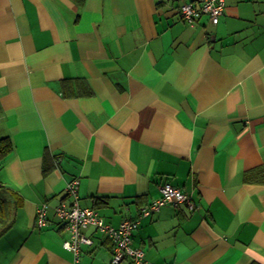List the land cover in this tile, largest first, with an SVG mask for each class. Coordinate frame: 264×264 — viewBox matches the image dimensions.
<instances>
[{
    "label": "crops",
    "instance_id": "obj_1",
    "mask_svg": "<svg viewBox=\"0 0 264 264\" xmlns=\"http://www.w3.org/2000/svg\"><path fill=\"white\" fill-rule=\"evenodd\" d=\"M190 1L0 0V264H111L92 225L78 260L63 246L74 177L112 226L164 182L190 196L139 219L144 264H264V0L193 24Z\"/></svg>",
    "mask_w": 264,
    "mask_h": 264
},
{
    "label": "built area",
    "instance_id": "obj_2",
    "mask_svg": "<svg viewBox=\"0 0 264 264\" xmlns=\"http://www.w3.org/2000/svg\"><path fill=\"white\" fill-rule=\"evenodd\" d=\"M224 5L225 0H193L181 5L180 14L185 21L193 24L198 20L200 14L206 13L210 20L216 23L223 12ZM78 182V178L74 177L66 184L64 193L68 199H62L54 208L59 218L65 222V227L69 234V238L63 242V246L74 253L76 260L79 258L80 244L89 241L82 235L81 229L92 225L98 230L107 233L112 241L111 264H118L124 258H129L132 264H144V251L131 245L132 234L139 225V219L142 216L152 214L165 204L177 206L180 203H184L189 209H194L195 207L188 194L171 183L164 182L160 186L161 195L150 203L141 206L139 217L125 219L118 226H112L104 222L95 208L81 207L79 205ZM47 210L48 206L46 203L38 206L35 215L36 226L43 227L47 224Z\"/></svg>",
    "mask_w": 264,
    "mask_h": 264
},
{
    "label": "trees",
    "instance_id": "obj_3",
    "mask_svg": "<svg viewBox=\"0 0 264 264\" xmlns=\"http://www.w3.org/2000/svg\"><path fill=\"white\" fill-rule=\"evenodd\" d=\"M11 150H12L11 140L8 137H0V164L3 161L4 157ZM3 190H6V189L0 186V216H2L4 213L5 201H7L4 197V196H6V194L3 193Z\"/></svg>",
    "mask_w": 264,
    "mask_h": 264
}]
</instances>
